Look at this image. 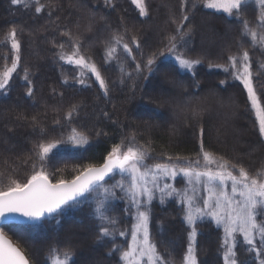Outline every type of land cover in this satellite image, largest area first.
Listing matches in <instances>:
<instances>
[{"label": "trees", "instance_id": "obj_1", "mask_svg": "<svg viewBox=\"0 0 264 264\" xmlns=\"http://www.w3.org/2000/svg\"><path fill=\"white\" fill-rule=\"evenodd\" d=\"M193 2L188 0L182 10V0H145L148 15L141 16L131 0H40L46 5L41 13L35 12L34 2L26 5L21 0L14 5L0 0V70L5 63L10 66L15 56L7 40L13 28L21 45L17 71L7 89L0 90V190H6L12 180L26 182L36 171H44L53 182L71 180L89 165H102L114 145L129 143L148 148L146 161L152 164L168 162V157L200 159L203 144L204 151L219 161L258 176L264 144L257 122L241 83L219 68L228 64L229 56L247 50L253 86L264 105V51L253 45L250 36H242L241 23L248 19L258 32V11L250 4L237 19L235 14L208 10L198 0L193 9ZM184 12L190 17L185 28L191 31L178 42V50L200 61L192 73L164 58L168 38L176 34ZM113 34L123 36L132 49L121 68L106 59ZM74 41L100 70L107 95L89 72L81 77L80 69L59 58L60 45L71 52ZM150 57L154 58L152 71L145 67ZM159 90L167 94L160 96ZM73 105L76 111L69 120ZM142 111L149 114L142 116ZM155 116L165 121L157 125ZM72 128L83 133L88 143H60L41 161L36 145L67 141ZM119 180L121 176L115 174L106 185ZM114 191L115 198L105 207L116 221L114 226L106 225L114 230L112 237H99L103 222L95 210L103 197L98 193L80 197L55 218L4 224L0 229L30 264H51L52 249L61 258L65 249L70 250L74 264H121L115 248L123 247L126 234L119 233H127L132 219L124 193L119 188ZM150 209V233L158 252L172 264H181L188 237L181 208L170 199L154 201ZM195 226L198 264H223L220 230L208 221ZM244 248L238 241V257L252 264Z\"/></svg>", "mask_w": 264, "mask_h": 264}, {"label": "snow or ice", "instance_id": "obj_2", "mask_svg": "<svg viewBox=\"0 0 264 264\" xmlns=\"http://www.w3.org/2000/svg\"><path fill=\"white\" fill-rule=\"evenodd\" d=\"M11 2L17 5L21 3V0H11ZM32 2L36 5V13H41L46 7L40 3V0H25L26 5ZM105 2L109 3L110 0ZM187 2L188 0H182V10ZM198 2L204 8L223 12L230 17L235 14L237 19H240L241 9H245L250 4L254 5L258 11V27L264 29V0H198ZM132 3L137 5L141 16L148 15L145 0H132ZM196 7L197 0H194L192 8ZM187 21H190V17L184 12L176 28V34L168 38L167 51L175 56L179 68L192 71L200 61L190 59L178 50V42L183 41L191 31L190 27L185 28ZM173 22L176 23L175 19ZM241 23L242 36H250L253 45L259 43L264 46V31L258 34L249 26L248 19H242ZM7 40H10L15 56L10 66L5 63L3 70H0V90L7 89L20 62L21 45L14 28L7 34ZM133 43H135V37H133ZM118 46L122 47L128 55H132V49L128 43L123 42V36L113 34L111 43L106 49L107 60L115 58ZM137 47H139L138 44ZM60 48L59 58L62 61L80 69L81 77L86 72L94 75L104 94H108V85L102 78L100 70L90 58L81 53L78 41L73 42L71 52H65L64 45H60ZM132 58L135 59L134 56ZM228 59L229 66L224 67V71L228 72L231 69L233 78L240 80L247 90L248 98L259 122V132L264 136V105L253 86L249 53L244 50L240 57L233 55ZM153 63L154 58L150 57L145 67L152 71L150 66ZM261 67L264 68V64ZM140 68L141 66L137 64L136 70L139 71ZM24 79L28 80L27 70ZM79 83L84 84L85 81L80 79ZM221 83L224 82L221 81ZM28 95H32L31 88L28 90ZM75 111L76 106L73 105L67 113V119L70 120ZM71 131L72 135L67 138V141L39 142L36 145V154L39 159L43 161L60 143L71 142L76 145L88 143L87 137L76 128H72ZM201 152L203 167H201L200 159L193 161L180 157H176L175 160L168 157V162L149 165L146 163L149 158L148 148L136 147L131 143L126 146L114 145L101 166L89 165L71 180L57 179L53 182L44 171L34 172L26 182L12 180L6 190H0V219H15L16 214L31 221L55 218L80 197L98 193L103 197L97 201L95 210L96 218L103 222L99 227V237L100 239L112 237L114 230L106 225L114 226L116 221L107 214L105 207L107 201L115 198L114 189L119 188L129 203V208L126 210L135 209L136 220L131 231V244L128 245L127 250L121 251V260L126 264H172L171 260L165 259L158 252L156 244L150 238L148 224L151 209L149 205L157 192L161 194V202L164 201L165 196H172L175 193L176 190L170 184L162 183V181L182 175L187 179V183L192 185V195H188L187 192L180 193L188 205L186 222L191 226L195 224L197 218L211 216L218 226H223L225 234L221 245L223 264H249L248 258L238 257L237 235L242 237V244L246 246L244 251L251 256L252 264H264V219L258 220V217H264V179L250 175L243 167L231 165V169L238 173L234 174L227 162H220L214 159L212 153L204 151L203 144H201ZM213 164L216 165L215 170L210 167ZM114 174H119L121 180L106 185V177L114 176ZM228 182L231 186L230 193L226 191ZM198 184H203L207 192V198L203 199V208L197 206L195 186ZM119 234L124 236L126 233ZM196 235V229L193 226L189 233V245L182 264H198L194 247ZM115 251H120L119 247H116ZM50 252L52 253L51 264H74L75 258L70 250L65 249L62 258L57 250L52 249ZM0 264H29L25 256L12 246L2 232H0Z\"/></svg>", "mask_w": 264, "mask_h": 264}, {"label": "rangeland", "instance_id": "obj_3", "mask_svg": "<svg viewBox=\"0 0 264 264\" xmlns=\"http://www.w3.org/2000/svg\"><path fill=\"white\" fill-rule=\"evenodd\" d=\"M131 2H132V0H131ZM134 6H135V8H136V10L138 11V13H139V8L137 7V5H135V4H133ZM207 9V8H206ZM208 10H211V9H208ZM212 11H214V10H212ZM216 12V11H215ZM219 13H223V12H219ZM223 14H225V13H223ZM226 15V14H225ZM262 31H264V29H259V31H258V34L260 33V32H262ZM259 48H261L263 51H264V46H262V45H260L259 43H257L256 44ZM242 54H237V55H235V56H237V57H240ZM125 56H128V54L123 50V48L122 47H117V52H116V56H115V58L114 59H111V60H108L109 62H111L113 65H115L116 67H118V68H121V66L123 65L122 63H123V59H124V57ZM164 58H169V59H171L178 67H179V65H178V62H177V60L175 59V56L173 55V54H169L168 52H166L165 54H164ZM196 66V65H195ZM195 66H194V68H195ZM227 66H229V62H228V64L226 65V66H221V67H219L221 70H223L224 71V67H227ZM194 68H193V70L192 71H189V70H186V69H181V68H179L180 70H182L183 72H187V73H192L193 71H194ZM228 73L229 74H231L232 75V77H233V74H232V70L230 69L229 71H228ZM91 74V73H90ZM92 75V74H91ZM92 76H94V75H92ZM95 77V76H94ZM237 80V79H236ZM238 82H240L241 83V85L243 86V84H242V82L240 81V80H237ZM243 88H244V86H243ZM244 90H245V93H246V96H247V100H248V103H249V108H250V110H251V112H252V115L254 116V118H255V120H256V122H257V126H258V130H259V122H258V120H257V118H256V114H255V110L252 108V106H251V102H250V100H249V98H248V93H247V90L244 88ZM159 92V95L160 96H165L166 94H167V91H164V90H159L158 91ZM204 95V94H203ZM142 116H147L149 113L148 112H141L140 113ZM154 121H155V123H157V125L159 124H162L164 121H165V118L164 117H161V116H155L154 117ZM260 133V132H259ZM260 136H261V139H262V141H263V144H264V136H262L261 134H260ZM126 145H128V144H125V146ZM214 159H216V158H214ZM197 160V159H196ZM200 160H201V167H203V159H202V157L200 158ZM216 160H218V159H216ZM195 161V160H194ZM219 161V160H218ZM221 162V161H220ZM146 163L147 164H149V165H151L152 163H148L147 161H146ZM229 165V164H228ZM210 167H212L213 168V170H215V168H216V165L215 164H213V165H211ZM229 169L230 170H233V169H231V165H229ZM234 171V174H238L237 172H236V170H233ZM115 175V174H114ZM258 178H261V179H264V159H263V163H262V168H261V170H260V172H259V174H258V176H257ZM168 183V184H170L171 186H172V188L173 189H175L176 191H175V193L172 195V196H165L164 197V201L165 200H170V199H173V200H175L177 203H178V205H179V207L181 208V215H182V221L184 222V224H185V226H186V228H187V230H188V237H187V246H186V251H185V253H184V256L186 255V252H187V248H188V245H189V233L192 231V227L194 226L195 227V229H196V233H198V231H197V228H196V224L197 223H200V222H202V221H208V222H210V223H212L213 224V226H215L217 229H219L220 230V234H221V237H222V241H223V239H224V230H223V226L222 225H220V226H218L217 224H216V221H215V219H213L211 216H203L202 218H197V220L195 221V224L194 225H189L187 222H186V219H185V216H186V212H187V210H188V205H187V201L180 195V193H184V192H187L188 193V195H192V185H189L188 183H187V179L184 177V176H182V175H178L177 177H175L174 179H167L166 181H162V183ZM196 187V199H197V206L198 207H201V208H203V199H205V198H207V192L204 190V185L203 184H198V185H196L195 186ZM226 191H228L229 193L231 192V186H230V182H228V186H227V188H226ZM161 194L159 193V192H157L156 193V195H155V198L152 200V202H154V201H156V202H161ZM126 199H127V197H126ZM126 202V204H127V206H128V208H129V203H128V200H126L125 201ZM151 202V203H152ZM151 203H150V205H151ZM150 205H149V208H150ZM129 213H130V215H131V224H130V226H129V229H128V231H127V233H126V237H125V239H126V241H125V243H124V245H123V247L122 248H120V251H119V258H120V256H121V251H123V250H127V248H128V245L129 244H131V231H132V227H133V225L136 223V220H135V209L134 208H132L131 210H129ZM261 219H264V217H258V220H261ZM149 223H150V219H149ZM148 228H149V233H150V227H149V224H148ZM150 238H151V233H150ZM196 239V238H195ZM151 240H152V238H151ZM237 241H240V242H242V237L241 236H239V235H237ZM153 242V241H152ZM194 245H195V241H194ZM245 246V245H244ZM195 247V246H194ZM246 247V246H245ZM183 256V257H184ZM223 259V258H222ZM120 262H121V264H126V262L125 261H123V260H121V258H120ZM182 264V263H181Z\"/></svg>", "mask_w": 264, "mask_h": 264}, {"label": "water", "instance_id": "obj_4", "mask_svg": "<svg viewBox=\"0 0 264 264\" xmlns=\"http://www.w3.org/2000/svg\"><path fill=\"white\" fill-rule=\"evenodd\" d=\"M101 166V165H100ZM99 167V166H97ZM109 178V177H106V179ZM29 222H33L31 220H29L28 218L22 216V215H19V214H16L15 216V219H0V227L4 224H10V223H29ZM0 232L1 229H0ZM3 233V232H2ZM4 234V233H3ZM4 236L6 237V239L12 244L13 247L17 248L24 256L25 258L28 260V258L26 257V255L23 253V251L12 241L11 238H9L7 235L4 234ZM29 261V260H28ZM30 264V262H29Z\"/></svg>", "mask_w": 264, "mask_h": 264}, {"label": "bare ground", "instance_id": "obj_5", "mask_svg": "<svg viewBox=\"0 0 264 264\" xmlns=\"http://www.w3.org/2000/svg\"><path fill=\"white\" fill-rule=\"evenodd\" d=\"M108 179V178H107Z\"/></svg>", "mask_w": 264, "mask_h": 264}]
</instances>
